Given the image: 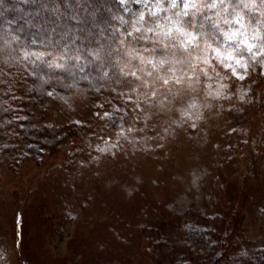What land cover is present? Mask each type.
<instances>
[{"label":"rangeland","instance_id":"obj_1","mask_svg":"<svg viewBox=\"0 0 264 264\" xmlns=\"http://www.w3.org/2000/svg\"><path fill=\"white\" fill-rule=\"evenodd\" d=\"M121 3L103 91L0 76L3 264H264V0Z\"/></svg>","mask_w":264,"mask_h":264},{"label":"trees","instance_id":"obj_2","mask_svg":"<svg viewBox=\"0 0 264 264\" xmlns=\"http://www.w3.org/2000/svg\"><path fill=\"white\" fill-rule=\"evenodd\" d=\"M125 17L121 0H0V76L10 82L11 77L26 71L32 76V91L40 95L59 75L68 84L101 92L107 79L96 62V51L116 33ZM45 48L80 57V62L62 68L51 66L39 56ZM25 130L26 137L38 138L40 147L57 135L46 134V129L36 131L30 125ZM220 248L211 254L212 264H220L219 260L230 254V246L221 244Z\"/></svg>","mask_w":264,"mask_h":264},{"label":"snow or ice","instance_id":"obj_3","mask_svg":"<svg viewBox=\"0 0 264 264\" xmlns=\"http://www.w3.org/2000/svg\"><path fill=\"white\" fill-rule=\"evenodd\" d=\"M174 7H175V5H173ZM177 31H179V29H177ZM171 33V29L169 30V34ZM181 35H187L188 36V39L186 40V43L187 44H192V42L193 41H195L197 38L195 37V36H193V35H191L190 33H188V34H185V33H183V32H181ZM226 35V37H227V39L229 40V41H231L232 39H233V37L235 36V35H237L236 33H232L231 35H228V34H225ZM248 47H249V49H251V45H248ZM216 55L217 56H220L221 55V53L219 52V51H217L216 52ZM232 58V56H231V53H229L226 57H225V59H231ZM163 63V62H162ZM236 63L237 64H239L240 62L239 61H236ZM164 83L165 84H167L168 83V80H164Z\"/></svg>","mask_w":264,"mask_h":264},{"label":"clouds","instance_id":"obj_4","mask_svg":"<svg viewBox=\"0 0 264 264\" xmlns=\"http://www.w3.org/2000/svg\"><path fill=\"white\" fill-rule=\"evenodd\" d=\"M211 7H215V4L211 5Z\"/></svg>","mask_w":264,"mask_h":264}]
</instances>
